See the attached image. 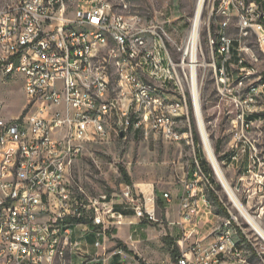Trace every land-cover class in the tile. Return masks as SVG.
Here are the masks:
<instances>
[{"label":"built area","instance_id":"2783aa9c","mask_svg":"<svg viewBox=\"0 0 264 264\" xmlns=\"http://www.w3.org/2000/svg\"><path fill=\"white\" fill-rule=\"evenodd\" d=\"M211 19L218 28L215 38L209 34L211 66L222 98L235 106L241 140L264 99V75L241 53L250 50L242 40L251 35L264 48V0H212ZM173 49L182 51L181 60ZM202 55L200 35L193 53L189 42L179 48L154 21L141 31L115 24L111 0H0V76H21L28 98L19 117L0 115V264H74L81 256L72 238L81 223L70 219L87 218L91 206L74 194L70 170L86 142L110 136L112 120L123 135L135 130L195 143L191 64L197 73ZM195 79L199 86L198 73ZM196 162L180 202L181 251L170 264H243L230 220L223 230L213 228L217 238L208 244L201 238L200 221L214 205ZM132 208L155 219L154 211ZM112 211L91 217L92 225H104ZM85 264L106 263L93 257Z\"/></svg>","mask_w":264,"mask_h":264},{"label":"rangeland","instance_id":"374dc122","mask_svg":"<svg viewBox=\"0 0 264 264\" xmlns=\"http://www.w3.org/2000/svg\"><path fill=\"white\" fill-rule=\"evenodd\" d=\"M111 1L115 12H122L125 9L124 4L129 5L125 12L139 17L136 27H150L152 21L159 24L164 28V33L170 34L177 42L179 48L186 45L198 3V0ZM211 4L212 0H206L199 28L200 45L204 54L200 56L197 72L202 116L218 164L229 185L248 212L264 228V99L258 102V111L252 124L245 129L240 140L236 135L238 129L234 120L235 106L222 98L214 68L211 66L209 34L211 30L215 38L218 31L214 20L210 21ZM229 32L237 41L240 39V30L236 22H232ZM236 43L238 42H235V46ZM242 45L250 47V50L241 52L246 62L264 75V48L253 35L242 40ZM172 51L176 59L181 60L182 51L175 49ZM236 55L234 51V62L237 60ZM27 103L23 78L18 76L3 79L0 76V115L6 119L17 118L23 113ZM192 129L194 138L195 133L199 137V148L211 170L209 181L203 176L204 182L202 179L200 181V184L205 183L208 196L214 201V214L211 215L213 223H209L207 229L213 226L223 230L225 223L230 220L229 226L233 229L247 260L243 264H264V240L234 207L207 158L195 117L192 118ZM239 131H242L241 128ZM217 146L220 147L218 152ZM243 149L245 151H242ZM120 166L126 167L133 185L126 183ZM197 169L195 143L166 141L153 133L145 135L135 130L123 135L116 128V120H112L108 138H96L84 144L82 154L71 166L70 180L79 202L91 206V209L86 211L87 218L91 220L97 213L104 215L110 209L116 210V206H121L122 210H132L133 205H141L145 211V199L139 191L141 186L149 183L163 190L171 185L179 186L184 184V180L192 177ZM128 190H131L129 197L125 195ZM214 195L218 197L220 203L216 201ZM141 218L154 228L152 247L151 245L148 247L147 244V247L142 249L145 257L152 260L149 263L173 262L180 254L181 247L177 242L172 246L164 242L166 234L171 237L164 215L157 213L155 219ZM216 238V232L209 236L210 240ZM133 253L134 255L128 254L132 255L134 260L123 255L117 257L116 263L138 264L137 254L134 251Z\"/></svg>","mask_w":264,"mask_h":264},{"label":"crops","instance_id":"0c3cea01","mask_svg":"<svg viewBox=\"0 0 264 264\" xmlns=\"http://www.w3.org/2000/svg\"><path fill=\"white\" fill-rule=\"evenodd\" d=\"M139 191L145 199V211H154L155 214L164 215L166 222H168L170 235L178 243L183 234V227L186 226L180 223V202L185 192L184 184L171 185L163 190L154 184L147 183L141 186ZM165 193H169L172 198L166 199ZM132 211V214H123L113 210L111 214H108V217H105L104 225L81 224L75 226L72 238L80 242L81 256L74 257V264H85L87 259L93 257L103 258L106 264H117V257L123 255L134 260L132 255L126 253L122 247L117 246V240H121L137 254L138 264H140V259L150 264L149 262L152 260L145 257L146 254L142 249L147 247V244L148 247L149 245L152 247L154 228L148 222L142 223L143 219L136 214L133 208ZM209 223H213L211 216L208 219L202 218L200 221L203 233L201 238H206L205 243L211 241L208 236L212 232L213 226L207 229ZM97 231H100L101 234L99 235ZM166 236L169 235L166 234ZM97 241H100L99 245H96Z\"/></svg>","mask_w":264,"mask_h":264},{"label":"bare ground","instance_id":"6f19581e","mask_svg":"<svg viewBox=\"0 0 264 264\" xmlns=\"http://www.w3.org/2000/svg\"><path fill=\"white\" fill-rule=\"evenodd\" d=\"M112 2V1H111ZM206 0H198L196 13L193 18V24L190 31V35L188 36L187 43L189 42L192 45L193 53H195L196 44L199 38V28L201 24L203 9ZM125 9L122 12H115L113 10V3H112V19L115 24H130V31H141L145 30L146 27H136L137 21L139 19L136 15H129L125 11L127 9V4ZM157 28L159 32L162 34L164 33V28L157 24ZM192 67V77L194 80V84L192 85V92L194 98V105H195V113L197 119V126L200 131L201 140L203 144L204 151L207 155L209 162L211 163L212 167L214 168L219 180L221 181L223 187L225 188L226 192L228 193L230 199L233 202L234 207L239 211L240 215L246 219V221L251 225V227L255 230V232L264 240V228L259 224V222L248 212L244 204L241 200L236 196L234 191L232 190L229 182L227 181L222 169L218 164L217 157L214 152V148L212 145V141H210L209 134L206 130L204 117L202 116V109H201V100H200V90L199 86H196V71H195V64H191Z\"/></svg>","mask_w":264,"mask_h":264},{"label":"trees","instance_id":"16d2710c","mask_svg":"<svg viewBox=\"0 0 264 264\" xmlns=\"http://www.w3.org/2000/svg\"><path fill=\"white\" fill-rule=\"evenodd\" d=\"M236 44H238V43H236ZM198 141H199V137H198L197 133H195L196 158L199 160V164H200V168H201L202 172L210 179L209 172H211V170L208 168V162H207V160L204 158L203 154L201 153V150H200V148L198 146ZM219 149H220V147L217 146L216 151L218 152ZM120 171H121L122 175L124 176V179H125L126 183L128 185H133L131 176L129 175L126 167L120 166ZM214 196H215L216 201L218 203H220L219 202L220 200L218 199V197L216 195H214ZM211 201H212V199H211ZM213 202L214 201H212V203ZM213 205H214V203H213ZM115 208H116L115 211H119V212H121L123 214H132L133 213L132 210H122V207L121 206H116ZM70 220H72V221H74L76 223L92 225V220H90L88 218H85V217L80 218V219H70ZM146 222L147 221L145 219L142 220V223H146ZM242 236H243V234H242ZM164 242L167 243V244H169L170 246L175 245V243H176V241L174 240V238H171L169 236H165L164 237ZM117 246L118 247H122L128 253L134 255L133 251L130 250L128 248V246L125 243H123L121 240H117ZM140 264H148V263H146L144 260L140 259Z\"/></svg>","mask_w":264,"mask_h":264}]
</instances>
